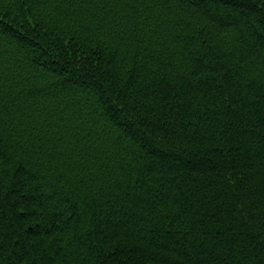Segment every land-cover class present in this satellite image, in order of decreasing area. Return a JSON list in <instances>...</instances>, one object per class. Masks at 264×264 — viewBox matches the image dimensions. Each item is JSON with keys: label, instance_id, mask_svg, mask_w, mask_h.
I'll return each mask as SVG.
<instances>
[{"label": "trees", "instance_id": "16d2710c", "mask_svg": "<svg viewBox=\"0 0 264 264\" xmlns=\"http://www.w3.org/2000/svg\"><path fill=\"white\" fill-rule=\"evenodd\" d=\"M0 264H264V0H0Z\"/></svg>", "mask_w": 264, "mask_h": 264}]
</instances>
